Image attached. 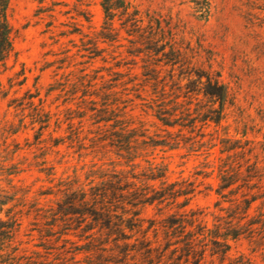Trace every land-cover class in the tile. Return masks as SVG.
<instances>
[{
	"label": "rangeland",
	"instance_id": "rangeland-1",
	"mask_svg": "<svg viewBox=\"0 0 264 264\" xmlns=\"http://www.w3.org/2000/svg\"><path fill=\"white\" fill-rule=\"evenodd\" d=\"M208 2L206 14L201 0H113L111 31L101 0H8L12 51L0 67V218L21 211L23 244L43 245L30 225L37 199L47 204L45 194L61 181L88 187L123 167V113L132 109L136 134L149 137L148 145H167L147 149L157 163L169 164V183L193 189L191 211L228 235L230 250L214 248L204 264H264V176L215 192L225 167L244 171V161L258 157L264 170V0ZM138 20L145 29L132 27ZM151 35L157 50L167 47L166 57L145 50ZM169 45L179 47V64ZM209 80L228 92L217 125L205 122L218 107L205 95ZM159 108L187 114L178 122L183 127L163 126L153 116ZM235 212L240 224L228 229ZM166 213L148 207L141 217L146 226ZM147 236L163 247L161 232ZM143 239L129 254L136 264H148ZM156 253L149 258L156 261Z\"/></svg>",
	"mask_w": 264,
	"mask_h": 264
},
{
	"label": "trees",
	"instance_id": "trees-1",
	"mask_svg": "<svg viewBox=\"0 0 264 264\" xmlns=\"http://www.w3.org/2000/svg\"><path fill=\"white\" fill-rule=\"evenodd\" d=\"M112 1L101 0L104 24L111 31L114 30L115 14L118 13V7H114ZM201 1L200 9L207 14L209 2ZM7 6L8 0H0V67L4 66L12 51ZM125 9L124 7L119 14L123 15ZM133 23V28L145 29L142 20ZM162 31L161 28H157L156 33L159 35ZM152 36L154 35L150 36L151 40L150 37L145 38L143 47L149 54L157 52L164 57L167 47L160 45L159 48L162 46L163 48L157 50L158 43L154 44ZM151 45L156 50L151 49ZM168 50L173 53L172 60L175 64H179L182 60L179 47L169 45ZM197 77L200 80L202 78L198 75ZM208 86L205 95L214 98L218 107L212 111L215 117L211 116L205 122L217 125L224 116L223 109L228 92L218 80H214L213 83L209 80ZM131 110L123 113L125 117L123 167H119L113 176L101 177L88 187L87 185L74 187L72 183L61 181L63 184L59 185L56 191L45 194L46 198H49L46 200L47 204L41 205V201L37 199L30 210L32 215L30 225L33 226L32 232L37 233L39 243L43 245L23 244L20 240L23 225L21 211L7 219L0 218V264H123V262L136 264L129 254L135 251L138 243L140 244L139 241L136 242L139 237L144 238L141 243L144 253L142 256L148 264H167L170 261L175 264H204L209 253L211 257L216 255L212 252L214 248L224 247L222 254L230 250L228 235H221L220 224L208 229L189 208L194 198L193 189L184 191L179 183H169V164L162 161L157 163L156 158L148 154L147 146L167 145L164 143L148 145L151 140L149 137H145L143 133L137 135L138 129L132 122ZM165 110L156 109L153 116L165 127H183L182 124L178 125V122L180 117L187 114ZM46 116V123L49 124L48 115ZM178 146L179 143H176V147ZM140 160L146 163V167L140 169L137 163ZM244 164L246 167L244 171L241 170L243 168L241 165L238 166L239 169L228 166L219 171V183L215 191L217 196L233 186L263 181L264 170L258 157H254L252 161L246 159ZM51 178L49 183L56 180L55 177ZM244 188L248 189L247 186ZM255 200L246 201V211ZM148 207H158L167 213L156 224L150 221L145 226L141 213ZM240 220L235 212L231 221L233 225L228 223V229H236ZM149 232L156 239L159 233H162L165 240L163 247L149 240L147 236ZM235 236L239 234L236 233ZM132 238H136L134 243H130ZM176 249L179 253H176ZM152 252H158L156 261L149 258Z\"/></svg>",
	"mask_w": 264,
	"mask_h": 264
}]
</instances>
